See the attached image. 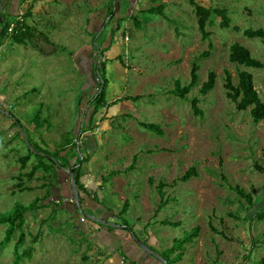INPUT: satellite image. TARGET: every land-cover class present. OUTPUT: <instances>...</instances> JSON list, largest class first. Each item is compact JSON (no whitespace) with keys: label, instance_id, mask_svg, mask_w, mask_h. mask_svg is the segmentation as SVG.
Instances as JSON below:
<instances>
[{"label":"rangeland","instance_id":"1","mask_svg":"<svg viewBox=\"0 0 264 264\" xmlns=\"http://www.w3.org/2000/svg\"><path fill=\"white\" fill-rule=\"evenodd\" d=\"M52 1L40 5L41 0H21L19 7L17 0H0V30L4 21L19 16L18 8L22 14L31 10L27 23L36 29L28 45L9 37L0 47V216L17 204L35 206L25 215L21 264H121L131 232L108 227L123 220L140 241L132 243L162 264L164 251L195 228H200L199 236L176 264H259L264 259V220L255 215L264 206V174L256 165L264 168V122L254 123L250 109L238 111L225 84L227 73L237 85L238 74L248 71L264 102V68L229 61L230 47L238 43L264 63L262 41L243 34L249 28L264 29V0H196L208 9H228L232 19L230 28L223 29L215 16L214 25L206 28L208 39L189 0ZM161 3L166 4L163 15L141 12ZM102 10V32H91L94 14ZM133 16L141 29L129 19ZM108 47L105 75H96L94 66ZM88 49L92 64L86 68L81 61ZM194 63L200 66L198 85L184 100L173 93L175 82L188 86ZM210 72L216 73L215 88L202 95ZM104 76L109 108L94 115L91 102ZM195 99L202 115L195 113ZM141 123L158 125L163 134ZM91 136L98 145L93 164L99 166L98 180L104 184L97 198L107 210L100 218L83 203L78 209L65 203L62 196L56 204L58 194L52 188L60 187L78 158H90L85 166L92 162L95 157L85 149ZM39 148L49 152L57 168L32 175L37 153L42 154ZM30 152L23 165L21 158ZM133 163L135 168L127 172ZM192 168L197 174L183 182ZM116 171L121 173L103 183ZM161 182L170 202L158 212ZM237 188L251 196L253 206ZM126 201L130 207L122 219L118 214ZM95 217L104 222L94 223L121 240L120 249L93 239L88 228ZM7 227H0V244ZM18 240L19 233L0 249V264L14 263ZM125 264L134 263L126 258Z\"/></svg>","mask_w":264,"mask_h":264},{"label":"trees","instance_id":"2","mask_svg":"<svg viewBox=\"0 0 264 264\" xmlns=\"http://www.w3.org/2000/svg\"><path fill=\"white\" fill-rule=\"evenodd\" d=\"M189 4L193 8V11L197 17V22L199 25V30L203 33V36L205 39H208L210 37L209 32L206 31V28L208 26H213L214 21L213 18L216 16L218 19H220V26L223 29H228L230 28L232 24V19L230 18L229 11L226 8H205L201 6L196 0H189ZM166 8V4L161 3L157 7L151 8L149 10H142L141 12L146 14H160L163 15V12ZM32 9V8H31ZM32 16L31 10H27L25 14L22 15L21 19L19 16H17L14 21H7L3 23V27L0 30V47L3 46L4 40L7 38H11L12 41L16 44L20 45H28L30 41H33V39L36 37V29L32 28L28 25L27 20ZM133 21L134 26L137 28L141 29L143 25L141 24V21L138 20L137 18L129 17ZM12 26L13 29H12ZM12 29V30H11ZM235 30H238V28L235 27ZM244 36L249 39H260L262 41V44L264 45V29H257L253 30L251 28L247 29L246 31L243 32ZM114 39V36H111V40ZM45 40L48 42V38H45ZM111 47L107 48L105 51L103 50L101 53V58L97 62V64L94 66V71L95 74L98 75V73H103L105 75L106 72V67L109 59H105V54L109 53ZM209 53H204L203 57H208ZM120 59V57H116L115 59ZM229 61L234 64H238L241 66H245L248 68H255V69H263L264 68V63L259 61L258 59L254 58L250 52L249 49L246 47L235 43L230 47V56H229ZM200 70V66L197 63L193 64L192 71H191V83L188 86H182L181 82L177 80L175 82V89L173 93L177 96L180 97L181 99H186V96L198 85L199 81V76L198 72ZM239 82L237 85H234L232 82V77L229 73H227L226 77V84L225 88L227 89V96L230 98L232 102L236 104V108L238 111H247L250 109V114L253 119V122L258 124L260 122H264V102L260 99L259 93L255 87L254 84V77L251 73L248 71H241L238 74ZM216 73L215 72H210L208 76V80L202 85L200 89V93L202 95H207L210 91H212L215 88L216 85ZM106 87H107V80L105 79L99 82L98 84V89L95 97L92 100V107L94 110V115L98 113V111L102 108H109V104L106 103ZM139 99V97H125L122 98L121 101L123 100H129V99ZM198 103L199 101L195 99L193 101V108L195 110L196 114L202 115V112L198 108ZM11 115V114H10ZM10 117L13 118L11 115ZM14 119V118H13ZM17 125H21L20 122H16ZM141 126L144 128L158 133V135H162L163 132L160 128V126L155 125V124H144L141 123ZM74 144V141L72 142ZM39 150L42 151V149L39 148ZM32 155V152L27 157L21 158V161L23 165L30 159ZM38 155V157H37ZM36 157L38 159L37 165L34 167L32 171V175L36 173L40 169H44L46 171L53 170L56 167V162H54L53 158L51 159V155L47 151H42V154L37 153ZM46 158H49L50 160H47ZM90 158H78L75 164L70 168V174H68V184L72 187L70 184L71 179L75 182V187L76 191L78 194V203L77 205L74 204L75 208L78 209V206L81 205V199H80V194L82 192L87 193L83 184L81 183V167L83 164L87 163ZM136 161V160H135ZM134 161V162H135ZM80 164V166H79ZM135 168V165H131L126 171L129 172ZM256 169L258 172L264 174V168L256 165ZM56 171L59 170L56 169ZM121 172L116 171L110 173L109 176L103 178V183L109 181V178L115 175L120 174ZM197 174L196 169L192 168L181 180L183 182L189 181L193 176ZM56 177L59 176V174H55ZM71 178V179H70ZM150 184H153L152 180H149ZM166 187V184L161 182L158 187L157 191L158 194L161 197V202L158 208V212H160L165 206H167L170 202L169 199H165V192L164 188ZM103 188L100 187L99 191ZM236 191L239 193L241 197L247 200L249 202L250 206H253V201L250 195L246 194L243 190L237 188ZM94 200H97L98 203H100L99 199L97 198V193L94 196ZM53 204L51 202L47 206H50ZM130 207V202L126 201L125 204L123 205L122 210L118 214L119 217L122 219L125 218L124 216L128 212V208ZM35 206L30 205V206H25L22 204H17L13 211L8 213V214H2L0 216V227L2 225H8L6 229V234L4 237V240L0 244V249L3 250L5 249L13 240L14 236L19 233V240L16 244L15 247V261L13 264H21L22 262V255L20 254V248L24 245L25 239H26V233H25V225H26V220H25V215L27 212L34 210ZM110 213L116 217V219L120 220L121 218H118L116 215V212L112 211L111 209L109 210ZM256 220H264V206L256 212L255 215ZM106 223V222H105ZM164 225H169L173 227H179L181 225L180 222L177 223H172L169 221H164ZM117 225V224H116ZM114 225V226H109V230H114V231H121V232H131L130 237L131 240L140 242L136 235L134 234L132 227L127 224L126 220H123L121 225ZM118 227V229H116ZM199 231L200 228H195L193 231L187 233L182 239H178L174 241V245L172 248L165 250L163 255L165 257L163 260L167 264H176L182 261L184 257V250L186 246L189 243H192L195 238L199 236ZM114 233V232H113ZM147 252V251H146ZM148 253V252H147ZM176 256L172 258V256L175 254ZM150 254V253H149ZM123 258H127L124 256ZM151 256L153 255L150 254ZM172 258V259H171ZM128 259V258H127ZM129 260V259H128ZM165 264V263H163ZM259 264H264V259L259 262Z\"/></svg>","mask_w":264,"mask_h":264},{"label":"crops","instance_id":"3","mask_svg":"<svg viewBox=\"0 0 264 264\" xmlns=\"http://www.w3.org/2000/svg\"><path fill=\"white\" fill-rule=\"evenodd\" d=\"M11 1H12V3L16 2V0H11ZM55 1H52V2H55ZM8 2H10V1H7V4H10ZM20 2H21V0H17V6L20 5ZM46 2H48V0H41V2H39V4L41 5L42 3H46ZM18 12H19V8H18L15 15H19ZM98 12H101V11H98ZM102 12L103 13H100V14H97V13H96V15L94 14L95 17H93V19H92L93 27L91 30H93V29H95V30L91 31V32H99V33L102 32V29H103L102 22L104 21L103 19H104V16L106 15V13L103 10H102ZM96 26L99 28L98 30H96V28H97ZM90 49L82 52L83 54L85 52V54L83 55V57H82L83 61H81V62H82V65L85 64L86 68L92 64V61L89 57ZM96 142H97L96 138L91 136L90 138H88V141L85 144V149H86L89 157L94 156V154L96 153V150L98 148V145ZM96 155H97V153H96ZM96 159H97L96 157L93 158L92 162L90 164H88L86 166L82 165V167H81V183L83 184L87 193L82 192L80 194V199H81V203H83L84 206L94 210L95 214H99V218H100V216H103L107 210H106V208L102 207L99 203H96L94 201L95 194L97 192H100L99 191L100 187H102L104 185V184H102V182H99V180H98V174L100 173L99 168H96L97 165L93 164ZM76 161L77 160H75V162ZM75 162H72V166L75 164ZM79 166H80V164H79ZM97 167H99V166H97ZM95 174H97V176ZM99 176L100 177L102 176L101 179L103 178V175L100 174ZM67 179H68L67 175L64 174L63 178L61 179L60 187L59 186L55 187L56 185L53 184L52 188H53L54 192H56V194H58V196L54 197V200H58L59 196L60 197L62 196L65 199H72V197L75 198V193L73 191V188L68 184ZM70 184H71V182H70ZM101 200H102V204H103V202L105 201V196L101 195ZM91 220H93V222L91 223V227L88 229H90V232L92 231L91 235H93V239L98 240L100 238L105 243H108L109 245H113L115 247L118 246L120 249V247H121L120 241L121 240H118L114 235L110 234V231L108 229L96 224V223L103 224L102 222H104V221H102L96 217H95V219H91ZM86 222H87V218H86ZM94 222H96V223H94ZM126 241L127 242L124 244V253L127 255V258L130 261H132L134 264H162L160 262V260H157L155 258L154 255L151 256L150 254H148L145 251L142 254L141 250H139L132 243V240L130 237H127ZM99 246H101V243H99Z\"/></svg>","mask_w":264,"mask_h":264},{"label":"built area","instance_id":"4","mask_svg":"<svg viewBox=\"0 0 264 264\" xmlns=\"http://www.w3.org/2000/svg\"><path fill=\"white\" fill-rule=\"evenodd\" d=\"M22 6L25 7L24 5H22ZM22 15H23L22 12H20V13H19V18H20V19H21ZM13 27H14V26H12V29H13ZM12 29H11V30H12ZM65 200H66V199H65ZM55 201H56V202H55ZM68 201H70V203H73V204L76 203L73 199H71V200H68V199H67V200L64 201V202L66 203V202H68ZM54 202H55L56 204H58V205H60V204L62 203L61 200H59V199H58V200H54ZM122 259H123V260H122L121 264H125V258H122Z\"/></svg>","mask_w":264,"mask_h":264},{"label":"water","instance_id":"5","mask_svg":"<svg viewBox=\"0 0 264 264\" xmlns=\"http://www.w3.org/2000/svg\"><path fill=\"white\" fill-rule=\"evenodd\" d=\"M72 187H73V190H74V193H75V199H76V201H78V194H77V191H76V187H75V182L74 181L72 182ZM164 263L167 264L166 262H164Z\"/></svg>","mask_w":264,"mask_h":264},{"label":"clouds","instance_id":"6","mask_svg":"<svg viewBox=\"0 0 264 264\" xmlns=\"http://www.w3.org/2000/svg\"><path fill=\"white\" fill-rule=\"evenodd\" d=\"M72 180V179H71ZM72 185V184H71ZM77 203H78V201H77Z\"/></svg>","mask_w":264,"mask_h":264}]
</instances>
